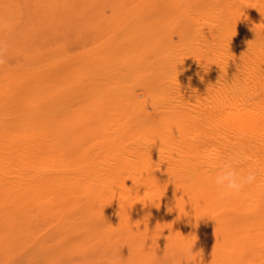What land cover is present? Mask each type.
Instances as JSON below:
<instances>
[{
    "label": "rangeland",
    "instance_id": "obj_1",
    "mask_svg": "<svg viewBox=\"0 0 264 264\" xmlns=\"http://www.w3.org/2000/svg\"><path fill=\"white\" fill-rule=\"evenodd\" d=\"M218 6L215 0H0V39L9 45V63L0 67V264H173L190 248L200 264H264V197L222 199L214 172L181 187L179 205L163 210L132 209L71 187L84 176L114 175L111 157L125 143L148 147L146 137L171 143L185 136L165 135L167 128L187 127L183 112L157 114L154 134L137 118L115 117L130 97L153 110L149 84L155 97L164 94L155 80L180 87L199 77L195 70L214 53L210 30ZM197 149L199 156L186 149L170 169L205 171L210 151ZM131 159L141 168L154 163L150 156Z\"/></svg>",
    "mask_w": 264,
    "mask_h": 264
},
{
    "label": "bare ground",
    "instance_id": "obj_2",
    "mask_svg": "<svg viewBox=\"0 0 264 264\" xmlns=\"http://www.w3.org/2000/svg\"><path fill=\"white\" fill-rule=\"evenodd\" d=\"M215 1L220 2L221 6L216 7L211 21L214 50L211 49L214 53L210 54L213 56L200 67V71L195 70L201 76H195L196 79L193 76L191 80L183 79L180 87L177 83L166 86L161 79L155 80V84L160 82L158 90H162L160 93L164 94L162 98L155 97L157 88L149 84L148 100L154 102L153 110L147 111L145 105L130 97L115 117L128 121L137 118L138 122L154 127L149 128V134H154L157 126L151 123L157 114H164L167 119L171 113L183 112L188 120L187 127L183 125L182 130L176 129L175 126L167 128L165 135L169 134L168 137L173 138L183 131L181 135L185 136L177 141L172 139L169 141L171 143L146 137L143 142L149 145L148 147L140 146L139 141L125 143L119 153L111 157L115 165L111 169L115 170L114 175L99 173L84 176L79 178L75 185L71 182V187L80 185L86 197L96 193L95 197L104 194L117 198L124 207H133L132 209L153 206L161 210L165 207L174 208L179 205L177 196L181 187H194L208 172H214L222 158L235 155L240 160L241 167L258 171V182L236 197L252 203L264 197V0ZM225 73L227 77L223 76ZM187 88L190 92L188 98L184 95ZM76 98H73L74 101ZM62 100L68 101V98ZM199 100H202V104ZM163 125L168 124L165 122ZM196 126L203 129L198 130ZM143 127H139V130ZM199 146H205L210 151L207 154L206 150L201 151L202 154L205 152L204 158L205 155L211 156L206 158L205 171L197 168L185 174L170 169V163L178 157L182 159V153L186 149L189 153L192 151L193 156ZM200 150L197 149L198 152ZM132 155L134 158L150 156L154 163L150 162L149 167L141 168L138 163L132 164ZM193 157L195 158V154ZM106 165V168H110V164Z\"/></svg>",
    "mask_w": 264,
    "mask_h": 264
},
{
    "label": "clouds",
    "instance_id": "obj_3",
    "mask_svg": "<svg viewBox=\"0 0 264 264\" xmlns=\"http://www.w3.org/2000/svg\"><path fill=\"white\" fill-rule=\"evenodd\" d=\"M8 43L0 39V67L9 63L7 57ZM258 182L256 169H245L240 166V160L235 155L222 158L216 165L213 176V184L220 198L236 197ZM200 264L192 248L184 251L180 260H174L173 264Z\"/></svg>",
    "mask_w": 264,
    "mask_h": 264
}]
</instances>
